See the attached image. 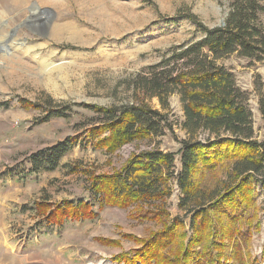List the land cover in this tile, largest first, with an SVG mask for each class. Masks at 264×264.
<instances>
[{
    "label": "rangeland",
    "instance_id": "rangeland-1",
    "mask_svg": "<svg viewBox=\"0 0 264 264\" xmlns=\"http://www.w3.org/2000/svg\"><path fill=\"white\" fill-rule=\"evenodd\" d=\"M53 1L58 5L27 0L21 9L11 10L7 0H0V264H124L120 261L124 253L168 242L162 237L163 223L170 226L175 219L182 221L187 243L192 234L191 216L179 208L181 192L175 182L170 198L142 207L100 208L91 194L95 177L119 172L136 154L157 148L178 152V139L186 137L181 129L184 114L179 95L170 98V119L178 139L167 131L153 142H135L114 152L90 143L87 136L99 119L84 106L132 104L133 80L140 73L174 48L203 38L186 15L198 16L210 28L221 26L229 1ZM261 20L264 27V15ZM58 24H67L68 32L55 37L53 29ZM217 63L250 93L256 138L263 141L264 62L233 54ZM258 77L263 85L261 95L255 87ZM80 104L84 106H74ZM150 104L160 109L157 99ZM65 109L69 118L41 121L50 111ZM67 139L77 145L56 170L31 171V157ZM178 157L176 167L180 169ZM256 190L257 218L249 196L245 206L238 191L219 199L214 209L232 218H245L237 221L238 238L231 243L239 250L237 264H264V190L260 184ZM79 200L84 208L93 206L97 215L57 224L75 211ZM207 217L219 232L221 224L212 213ZM216 242L222 246L219 238ZM197 253L193 254L195 263L214 264L222 247L207 255ZM164 258L169 264L176 262L175 256L164 254ZM232 261L225 255L218 264Z\"/></svg>",
    "mask_w": 264,
    "mask_h": 264
},
{
    "label": "trees",
    "instance_id": "trees-1",
    "mask_svg": "<svg viewBox=\"0 0 264 264\" xmlns=\"http://www.w3.org/2000/svg\"><path fill=\"white\" fill-rule=\"evenodd\" d=\"M228 1L230 8L224 25L210 28L198 16L186 15L204 34L203 38L174 48L160 62L140 73L133 80L135 101L132 104L122 107L74 105L93 111L97 116L95 120L99 119L87 136L90 143L114 152L135 142H153L167 131L177 138L170 119V98L175 94L180 98L184 114L181 129L186 137L177 138L180 144L177 153L158 148L144 151L134 155L119 172L92 180L91 194L98 199L100 208L104 205L125 208L133 204L142 207L163 202L170 198L175 182L181 192L179 208L191 216L192 234L187 243L182 221L172 220L170 226L164 222L162 237L168 242H155L139 251L124 253L120 259L124 264H169L164 254L168 258L175 256V264H201L193 261V254L203 252L207 255L218 247H222V254L214 264L225 255L232 258L231 264H237L239 250L231 243L238 238L237 221L245 218H232L226 212L214 210L216 204L219 199L238 191L245 206H248L249 196L256 218L260 212L254 202L259 194L257 184L264 190V140L256 138L249 107L250 93L238 85L231 71L217 62L233 54L253 62H264L261 20L264 0ZM262 86L258 77L255 87L260 95L263 94ZM153 99L158 100L160 109L150 104ZM260 112L264 121L262 95ZM69 116L66 109L50 111L41 121ZM76 145L67 139L40 151L30 158L31 171L56 170ZM177 157L180 169L176 167ZM82 203L83 200L77 201L75 211L55 222L63 226L67 220L94 218L97 215L94 207L87 209ZM207 213H212L221 224L219 232L215 231L213 222L207 220ZM52 223L48 222L54 225ZM218 238L223 243L217 247Z\"/></svg>",
    "mask_w": 264,
    "mask_h": 264
},
{
    "label": "bare ground",
    "instance_id": "bare-ground-1",
    "mask_svg": "<svg viewBox=\"0 0 264 264\" xmlns=\"http://www.w3.org/2000/svg\"><path fill=\"white\" fill-rule=\"evenodd\" d=\"M9 2L10 5V9L11 10H19L21 9L27 2V0H7ZM43 3H50V4H55L58 5V3L54 2L53 0H42ZM64 18L63 13L60 14V22H62V19ZM67 24H58L54 27L53 29V35H55V37H57L58 35H64L68 32V26H66Z\"/></svg>",
    "mask_w": 264,
    "mask_h": 264
},
{
    "label": "water",
    "instance_id": "water-1",
    "mask_svg": "<svg viewBox=\"0 0 264 264\" xmlns=\"http://www.w3.org/2000/svg\"><path fill=\"white\" fill-rule=\"evenodd\" d=\"M223 25H224V22H223Z\"/></svg>",
    "mask_w": 264,
    "mask_h": 264
}]
</instances>
